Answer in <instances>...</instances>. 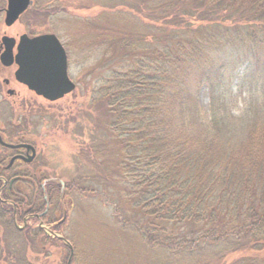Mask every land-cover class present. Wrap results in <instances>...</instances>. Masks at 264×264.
Segmentation results:
<instances>
[{
    "label": "trees",
    "instance_id": "1",
    "mask_svg": "<svg viewBox=\"0 0 264 264\" xmlns=\"http://www.w3.org/2000/svg\"><path fill=\"white\" fill-rule=\"evenodd\" d=\"M141 13L155 34L141 38L144 52L130 54L128 69L102 80L125 155V195L154 220L140 232L181 264L238 252L264 264V0H144ZM244 65L235 115L228 88ZM197 73L210 88L206 118ZM0 213L6 220V205ZM4 223L13 226L11 214Z\"/></svg>",
    "mask_w": 264,
    "mask_h": 264
},
{
    "label": "rangeland",
    "instance_id": "2",
    "mask_svg": "<svg viewBox=\"0 0 264 264\" xmlns=\"http://www.w3.org/2000/svg\"><path fill=\"white\" fill-rule=\"evenodd\" d=\"M143 2L34 0V6L9 31L15 36L56 35L67 52L69 77L76 85L73 93L56 102L27 92V102L14 111L12 102L0 104L1 128L14 124L12 134L37 148L36 162L22 170L40 172L52 185L62 187L64 197L60 202L58 192L54 195L58 207L52 217L65 220L56 233L73 247L71 264H181L163 246L152 247L140 232L154 220L133 209L125 195L121 175L125 155L113 129L108 97L102 93L106 88L102 80L113 71L128 69L133 61L130 54L144 52L141 38L155 34L141 13ZM203 32L198 31L199 40L206 39ZM123 39L127 44L133 41L134 48L121 46ZM206 57L201 55L203 60L197 59L196 65H185L183 72L189 75ZM246 67L238 68L228 88L232 99L239 102L231 106L235 115L244 107L238 76ZM194 78L206 118L210 115V88L200 84L198 73ZM26 196L32 197L28 189ZM5 221L0 214V264H68L69 248L57 237L46 241L36 220L29 222L30 229L23 234ZM154 225L164 227L159 220ZM245 256L249 255L238 252L211 259L218 264H252L242 260Z\"/></svg>",
    "mask_w": 264,
    "mask_h": 264
},
{
    "label": "flooded vegetation",
    "instance_id": "3",
    "mask_svg": "<svg viewBox=\"0 0 264 264\" xmlns=\"http://www.w3.org/2000/svg\"><path fill=\"white\" fill-rule=\"evenodd\" d=\"M8 6L9 0H0V104L12 102L11 107L14 111L20 104L23 105L27 102L29 98L25 95L27 92L43 100L45 99L36 95L35 92L29 90L28 87L17 80L16 73L19 69L15 61L17 46L21 36L27 34H17V36H15L9 33V31L14 29L16 24L20 22L21 18L34 6V0H32V4L11 26L6 24ZM27 36L30 37L29 35ZM5 37L15 40V46L12 50L14 61L8 66L1 61V57L6 51L4 43ZM12 125L14 124L11 123V125L3 129L0 123V205L7 206L8 213L6 215V221L7 219L9 220L11 214L13 227L18 233L23 234L28 231L30 229L29 222L36 220L39 223L38 230L42 231L45 235V240L49 241L51 235H49L47 231L56 233L59 226L63 225L65 220H58V216H55L53 220L52 214L57 207L54 205V198L50 193V179L42 176L40 172L36 174L22 170V167L29 168L36 162L38 151L36 146L32 143L25 139H19L17 135H13L12 132L15 126ZM24 145L32 146L35 150V156H33L32 150H28L24 147L15 148ZM32 157L34 158L32 159ZM55 188L58 189L57 192L61 202L64 197V193L61 191L62 187L59 189V187L55 186ZM27 189L32 193V197L30 198L26 196ZM19 222H22V226L19 225Z\"/></svg>",
    "mask_w": 264,
    "mask_h": 264
},
{
    "label": "water",
    "instance_id": "4",
    "mask_svg": "<svg viewBox=\"0 0 264 264\" xmlns=\"http://www.w3.org/2000/svg\"><path fill=\"white\" fill-rule=\"evenodd\" d=\"M31 4L32 0H9L6 24L13 25ZM4 43L6 51L2 55L1 61L8 66L14 61L12 50L15 40L5 37ZM15 59L19 66L16 73L17 80L45 100L56 102L75 91L76 85L69 77L66 50L56 35L45 34L33 38L27 35L21 36ZM22 147L32 150L33 156H35L32 146L24 145L15 148ZM50 234L68 246L70 250L68 264H71L74 256L71 244L53 232Z\"/></svg>",
    "mask_w": 264,
    "mask_h": 264
}]
</instances>
